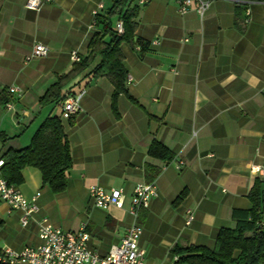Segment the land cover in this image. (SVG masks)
<instances>
[{"label": "crops", "instance_id": "obj_1", "mask_svg": "<svg viewBox=\"0 0 264 264\" xmlns=\"http://www.w3.org/2000/svg\"><path fill=\"white\" fill-rule=\"evenodd\" d=\"M112 2L50 0L30 10L27 0H0V157L29 145L50 114L61 115L73 157L68 186L59 193L43 183L39 169L22 170L15 186L29 199L40 192V211L22 226L21 211L0 197V246L40 244L37 221L46 217L63 230L86 222L90 247L108 255L134 221L127 207L136 184L147 182L150 163L160 168L153 180L158 195L140 212V246L147 264H180L174 248H214L219 231L235 226L232 211L252 206L255 179H264L252 170L264 168V0H214L203 17L195 10L180 13L176 0H137L135 41L121 44L136 102L120 94L116 113L113 84L85 72L63 89L65 96L85 90L82 110L70 123L62 106L42 107L39 98L72 69L74 52L80 61L89 54L101 29L95 12L105 15ZM138 39L147 46L138 49ZM38 42L49 47L48 55L28 59ZM11 85L21 87L22 96L9 94ZM155 140L173 160L149 156ZM92 184L123 188L125 207L94 206ZM189 213L194 219L188 225Z\"/></svg>", "mask_w": 264, "mask_h": 264}, {"label": "trees", "instance_id": "obj_2", "mask_svg": "<svg viewBox=\"0 0 264 264\" xmlns=\"http://www.w3.org/2000/svg\"><path fill=\"white\" fill-rule=\"evenodd\" d=\"M140 6L137 0H113L105 15H96L95 22L101 29L94 33L89 43V54L76 61L72 69L57 76L45 93L39 98L42 107L63 105L66 98L63 89L75 77L87 73V77H106L113 84L112 108L120 94L136 100L127 87V69L121 49L123 42L134 43L138 28L137 17ZM123 21L124 32L117 34L113 29L114 19ZM137 44L145 48L147 43L138 39ZM73 123V117L69 118ZM149 156L163 162L174 159V153L159 141H154ZM0 159L3 160L2 176L13 185L23 181L22 170L35 167L41 171L43 183L55 193L66 190L68 174L73 166V157L68 135L61 115L50 114L35 131L29 145L20 149H8ZM160 168L148 163L145 166L147 182L153 181ZM252 206L249 209H234V227L222 228L217 236L215 247L180 246L174 248L180 264H261L264 262V179L256 178L249 192ZM183 195L179 196V202Z\"/></svg>", "mask_w": 264, "mask_h": 264}, {"label": "built area", "instance_id": "obj_3", "mask_svg": "<svg viewBox=\"0 0 264 264\" xmlns=\"http://www.w3.org/2000/svg\"><path fill=\"white\" fill-rule=\"evenodd\" d=\"M50 0H27L26 7L30 10H38L43 2ZM148 0H138V3L145 4ZM178 11L186 14L195 10L200 17H203L214 0H176ZM237 3L250 0H232ZM247 16L250 10H246ZM98 15L95 12V16ZM248 21V19H246ZM117 34L124 32L123 21L119 19L115 25ZM138 49H141L138 46ZM49 53V47L43 43H36L28 59L32 57H45ZM72 58L80 61L74 52ZM133 77L128 74L127 82H131ZM1 86V84H0ZM12 95L22 96L23 90L19 86L11 85L5 87ZM85 90L77 93H68L63 102L62 109L66 117L75 116L82 110V98ZM8 103L7 107L11 108ZM4 162L0 159V197L12 209L21 211L20 223L27 226L34 216L40 211L37 202L40 192H37L31 199L26 198L17 186L9 183L2 176V166ZM184 162H180L181 167ZM252 170L260 175H264V168L252 167ZM89 195L92 204L99 208L108 209L116 207L122 209L126 205V193L123 188H112L106 190L96 184L89 186ZM158 195V190L153 181L137 183L130 197L127 207L128 213L134 218L133 223L127 228L120 244L113 246L109 254L102 256L89 245L91 234L87 229V223L82 222L78 229L63 230L54 226L48 218L44 217L37 221L40 237V244L36 246H26L23 250H15L10 247L0 246V264H147L145 261V250L140 246V238L143 234V226L138 221L142 209L148 208L152 197ZM194 219V214L189 213L187 224ZM264 227V219L262 221ZM179 257L176 256V260Z\"/></svg>", "mask_w": 264, "mask_h": 264}, {"label": "rangeland", "instance_id": "obj_4", "mask_svg": "<svg viewBox=\"0 0 264 264\" xmlns=\"http://www.w3.org/2000/svg\"><path fill=\"white\" fill-rule=\"evenodd\" d=\"M55 112H56V110H55Z\"/></svg>", "mask_w": 264, "mask_h": 264}]
</instances>
